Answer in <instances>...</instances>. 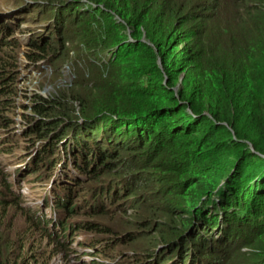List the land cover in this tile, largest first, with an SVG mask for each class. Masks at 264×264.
<instances>
[{
	"label": "trees",
	"instance_id": "trees-1",
	"mask_svg": "<svg viewBox=\"0 0 264 264\" xmlns=\"http://www.w3.org/2000/svg\"><path fill=\"white\" fill-rule=\"evenodd\" d=\"M1 4V12L31 9L51 41L40 36L27 47L2 32L0 50L21 48L29 61L46 55L55 62L74 52L77 71L50 97L22 90L20 133L0 110V160H22L12 152L23 147L28 173L56 182L75 168V189L100 196L106 185L99 181H113L121 203L88 210L94 222L55 223L13 194L19 174L0 171V190L11 195L0 199V264H52L39 241L24 253L28 230L11 222L16 210L57 247L63 264L70 253L77 259L73 252L122 258L113 264H264V0ZM8 65L0 56L5 106L20 74L19 64L13 71ZM15 137L17 146L7 148ZM129 225L133 230L123 229ZM80 227L95 235L83 234L90 252L73 240ZM139 240L163 245L124 254Z\"/></svg>",
	"mask_w": 264,
	"mask_h": 264
},
{
	"label": "clouds",
	"instance_id": "clouds-1",
	"mask_svg": "<svg viewBox=\"0 0 264 264\" xmlns=\"http://www.w3.org/2000/svg\"><path fill=\"white\" fill-rule=\"evenodd\" d=\"M12 11H15V13L13 12V13L7 14L6 15L7 18L6 17L3 18L2 15L0 14L1 24L3 25L2 28H0V36L2 32H9V33L14 34L15 24H12L11 21L15 19H19L17 26L20 27L22 23L25 25L24 26V29H25L24 36L25 37L23 39V42H21L22 46L28 47V44L30 43L32 39H38V37L40 36L44 37L48 41H51V39L47 35L48 33L51 34V32L48 31L45 24L33 19V12L31 11V9L14 7L9 12H12ZM14 14L17 15V18L13 16ZM6 22H9V24H6V25L3 24ZM29 22H32L33 24H29ZM16 42L20 44V42L17 39H16ZM73 55H74V52L70 53L66 57V59L60 62H55L53 61L52 57H48L46 55L37 57L35 58L34 61L28 60V62H26L27 58L24 57L25 59L22 60V63L31 64L33 66V69H32L33 74H37L38 72L40 73L42 71L44 72V74H47V75L53 74L54 77L56 76L57 73L61 72L63 74L62 77L58 81H55L51 84L48 90L50 91V93L47 96H44V97H50L52 93L54 92L55 88H59L61 86H70L73 83L75 79V73L77 71L76 67H74L75 61L73 59ZM36 70L38 72H34ZM18 71L20 72L19 78H24L25 76H23L22 72L20 70ZM66 73L68 75H65ZM23 90H26V89H23ZM43 90H46V89H43ZM33 91L38 92L43 96L41 91L36 90V89H33ZM33 91H29V94L33 93ZM24 98H25V102L23 103L25 104L27 102V98L26 97ZM23 110H26V109L23 107ZM20 123H22V126L20 127L19 130H17L16 128L17 133H20L23 128L24 122L21 120ZM30 149H34V148H30ZM23 152H25V150ZM23 152L19 154V156H22V160L12 162V163H5V162L4 163L7 165L17 164L19 165V167L20 166L24 167L23 163L24 161H27L29 157L28 155H24ZM3 173L9 174L7 171H4V170H3ZM17 174L20 175V173H17ZM37 174L33 176V179L40 180L39 184L46 185L45 195L39 198V200L34 202L33 204L30 203V206H32L33 210L41 209L44 211V213L46 212L45 213L46 217L49 218L51 221H54L55 223L58 218H62V217L66 218L65 220H67L70 224L80 222V219L72 220L74 215H76L75 210H77L80 205L83 206L82 207V209L84 210L83 213L89 214L88 210H92V211L98 210L100 209L102 205H104L108 201L121 203V197L119 196L118 191L115 188L116 184L113 181L110 182L109 180H106V179L103 181H99L106 185V190L103 192V194L101 191L100 194L102 195L98 196L96 195L98 191H95L94 194H89L90 191H85L83 188L75 189V186L77 184H74V182L72 181V178L75 175L79 174L78 169H75V168L70 169L68 173L63 177L62 175L59 174L58 178L56 179V182L53 180V175H51L50 178L48 179V177L45 175H40V174L37 175ZM15 183L14 185L9 186L15 196L18 194H19L18 197H25V195L30 196L31 192L27 191L29 189L27 186H23V185L16 186ZM51 189H52V193L50 192ZM0 192L6 193L4 195H1L0 199L2 200L11 199L10 192L8 190H5V188L0 190ZM46 196L48 197L46 198ZM58 203H60L61 205H59ZM68 212L70 213L67 218L66 216ZM84 220L85 221H83V223L94 222L95 219L86 218ZM52 225L50 227H52ZM55 229H58V227H56Z\"/></svg>",
	"mask_w": 264,
	"mask_h": 264
},
{
	"label": "rangeland",
	"instance_id": "rangeland-1",
	"mask_svg": "<svg viewBox=\"0 0 264 264\" xmlns=\"http://www.w3.org/2000/svg\"><path fill=\"white\" fill-rule=\"evenodd\" d=\"M0 6H2V4ZM13 8L14 7L5 10L6 15L9 13H13V12L15 13V11L9 12ZM1 10H3V9H1ZM13 16H15V18H17L16 14H14ZM18 20L19 19H15V20L11 21V23L15 24L14 35L16 36V39L20 42V45H21V42H23V39L25 37L24 36L25 35L24 26L25 25L22 23V25H20V27H18L17 26ZM9 22L3 23V24L6 25V24H9ZM29 24H33V23L29 22ZM0 28H2L1 18H0ZM8 49L9 48H7L6 50H8ZM0 56H3L4 58L8 57V62H10V65H8L9 66L8 68L12 69V71L15 69V64H19L18 70H20L22 72L23 76H25L24 78H18L17 77V81L15 82V93L12 95V97H10V99L8 101L9 105L5 106L3 104L4 98H3V96H0V110H2L3 114H6L8 116L12 115L14 117V120L16 122L15 127L17 128V130H19L20 127L22 126V123H20V122L23 119V117L21 116V112L23 111L21 104L23 102H25V98L22 95L23 94L22 90L26 89L28 91H33V89H36V90L41 91L43 96H47L50 93V91H48V90H49L51 84L55 81H58L62 77L63 74L60 72V73H57L56 76L54 77L53 74L47 75V74H44L43 71L39 73L37 70L34 72H38V73L33 74V71H32L33 66L31 64L22 63V60H24L25 58H24V55L22 54L21 48L16 49L14 47V50H12L11 53H5V52H3V50H0ZM26 62H28L27 59H26ZM65 75H68V74L66 73ZM1 84H3V81L0 79V92L3 89ZM43 89H46V90H43ZM4 106L7 109H4ZM4 130L5 129L3 127H0V134H2L4 132ZM12 141H15L16 145L13 146L12 143L10 142V144L6 145L7 148L10 149V148H15L17 146L18 138L15 137ZM20 146H23V145L20 144ZM23 151H24V149H23V147H21V148H16L15 151L12 153L20 154ZM1 160H0V171H1V173H3V170L7 171L10 174L11 178H13V175L20 173V176H18V177L16 176L17 178H15V181H16L15 185L16 186L23 185V186H27L29 188L27 191L31 192L30 196L25 195V197H21L22 206L27 210L28 206H30V203L33 204L34 202L38 201L39 198H41L42 196L45 195V186L46 185L39 184L40 180H34L33 179V176L36 175L37 173H28L27 171H25V168L23 166L19 167V165H17V164L7 165L4 163L5 159L2 158ZM3 167H4V169H3ZM9 181H12V179H10ZM24 191H26V190H24ZM50 192L52 193V189L50 190ZM47 197L48 196H46V198ZM58 204L61 205L60 203H58ZM83 211L84 210L81 209L76 215H74L72 220L80 219V222L83 223V221H85L84 219H86V218H94L95 219V216L91 217L88 213H83ZM12 214L13 215L10 218V220L12 223H14L16 225V230H18L22 233H26V231L28 230L27 231V238H26L27 244L24 246V253L25 252H26V254L33 253L34 250L36 249V247L38 246L37 242L39 241L40 242L39 246L41 248H44L46 251H48V253H49L48 257H49L50 263H52V264H63L65 262V260L63 258H61L57 247H55L51 241L47 240L41 234L40 231L28 229L26 222H24V218L22 219V213H20L16 210V213H12ZM112 214L116 219L121 218L119 213H112ZM103 222L108 223L110 228H113V229L119 228L114 222H112L110 220L103 221ZM101 225H103V224H101ZM80 228H81L80 229L81 231H78V233H82V234H80L81 236H74L73 240H74V242L83 243L84 247H82L80 245V249L83 248V250L90 252L92 250V248H90L89 245L85 244V242H86L85 239L87 238L85 235H87V236L90 235L91 237H94L95 235L92 236L90 233L83 232L85 229L83 227H80ZM123 229L124 230L132 229L133 230L131 225H129L128 227H125ZM83 234H85V235H83ZM158 236L159 235L157 234L156 240L158 239ZM141 244L144 247L150 246L152 244H155L156 247L163 245V243H159V242L158 243L154 242V243L148 244L144 240H139V241H136L135 245H133L132 247L126 248L124 254L128 253L131 250H135V249H137V251H139V249H140L139 245H141ZM70 247H72L71 243H70ZM79 252H80V250H79ZM73 254H78L77 259L76 258L72 259V257L70 256L71 255V253H70V255L68 257L69 258L68 264H74V263L79 264V261L88 263V262H90V260L92 258H95V260L97 262L103 261V262H106L107 264L118 263L119 261L122 260L121 257L118 258V255L111 257V258H109V257L104 258L103 253H102V255H96V256H91V255L87 254V252H83V253L73 252Z\"/></svg>",
	"mask_w": 264,
	"mask_h": 264
},
{
	"label": "bare ground",
	"instance_id": "bare-ground-1",
	"mask_svg": "<svg viewBox=\"0 0 264 264\" xmlns=\"http://www.w3.org/2000/svg\"><path fill=\"white\" fill-rule=\"evenodd\" d=\"M0 14L2 15L3 18L6 17V12H5V11H3V12L0 11ZM2 26H3V25H2Z\"/></svg>",
	"mask_w": 264,
	"mask_h": 264
}]
</instances>
